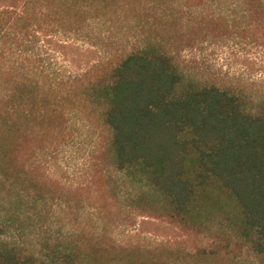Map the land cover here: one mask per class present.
<instances>
[{"label":"trees","instance_id":"1","mask_svg":"<svg viewBox=\"0 0 264 264\" xmlns=\"http://www.w3.org/2000/svg\"><path fill=\"white\" fill-rule=\"evenodd\" d=\"M9 1L0 7V199L7 188L19 200L32 191L43 196L34 156L58 145L74 116L100 129L101 190L111 195L98 209V226L89 218L64 243L48 241L57 260L239 264L243 252L264 257V96L249 97L188 65L201 34L264 35V0ZM214 5L223 16L209 12ZM121 180L132 192L119 190ZM122 206L202 239L110 245L106 217ZM3 232L0 218V264H43L40 253L10 247Z\"/></svg>","mask_w":264,"mask_h":264},{"label":"rangeland","instance_id":"2","mask_svg":"<svg viewBox=\"0 0 264 264\" xmlns=\"http://www.w3.org/2000/svg\"><path fill=\"white\" fill-rule=\"evenodd\" d=\"M9 2L0 0V7ZM209 12L223 16V6H211ZM259 36L235 35L223 39V33L201 34L189 51L188 65L210 80L223 84L224 79L257 99L264 96V35ZM83 55L80 54L78 59L94 57V54ZM61 139L58 145L37 151L34 156L36 175L46 183L43 196L32 191L19 200L15 190L7 188L6 199H0L5 243L21 251L40 253L43 264H61L47 246L48 241L52 245L64 243L72 231L81 229L89 218L93 219L92 225L98 226L95 221L98 209L105 207L106 196L111 195L108 188L104 193L101 190L104 183L97 158L100 129L94 121L81 115L74 116L66 136ZM120 182L123 183L120 191L132 192L129 184ZM121 209L120 213L114 208L106 217L105 238L110 245L121 247L126 243L170 240L186 246L198 245L202 239L189 238L167 220L136 216L125 206ZM239 264H264V257L243 252Z\"/></svg>","mask_w":264,"mask_h":264}]
</instances>
